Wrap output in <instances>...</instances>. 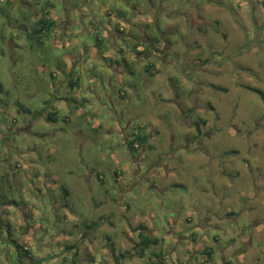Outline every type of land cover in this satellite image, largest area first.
Masks as SVG:
<instances>
[{"label":"rangeland","instance_id":"rangeland-1","mask_svg":"<svg viewBox=\"0 0 264 264\" xmlns=\"http://www.w3.org/2000/svg\"><path fill=\"white\" fill-rule=\"evenodd\" d=\"M103 6L110 17L93 11ZM44 8L77 19L59 24L68 36L28 38ZM83 8L92 28L123 22L129 52L101 57L108 36L95 42ZM0 10V135L15 131L10 152L0 141V264H30L12 239L35 264H264V98L248 89L264 91V0H0ZM133 37L180 54L136 53ZM136 128L151 141L131 151ZM143 226L160 239L145 254L130 245Z\"/></svg>","mask_w":264,"mask_h":264},{"label":"crops","instance_id":"crops-1","mask_svg":"<svg viewBox=\"0 0 264 264\" xmlns=\"http://www.w3.org/2000/svg\"><path fill=\"white\" fill-rule=\"evenodd\" d=\"M83 10V12L81 11V13H80V15L82 16L81 18H82V23L84 24V28L86 29V31L88 32V34H90V35H92V37L95 39V42L97 43V39H96V37H97V35H99L98 37H99V39L101 40V42H103V41H105V36H108V43H109V48L108 49H110L111 48V50H107L104 54H102L101 55V57H103V58H105V57H107V56H109V54H110V51H112V52H114V53H116V56H115V59H114V61H116V58H118V57H121V53L122 52H129V50H126V48L125 47H121L120 45H119V41L117 40V39H119V38H122V39H125L124 37H130V33H126V30L122 27V25H123V22L121 23V22H112V21H109V27L107 26V25H104L103 26V29H102V27H101V25L99 24V22H96V24H95V26H94V28H92L91 27V24H89V25H86V23L88 22V23H91V21H90V19H92L93 18V11H96V10H98V11H100L101 12V14H104V15H107L108 17H110V15H112L113 14V12L111 11V9L109 10V9H107L106 8V6H103L100 10L99 9H94L93 11H89V9H87V8H83L82 9ZM53 16V15H52ZM54 18H56L55 16H53ZM121 17V16H120ZM57 19V18H56ZM61 19V18H60ZM122 19V18H121ZM74 21V20H76L77 21V19H74V18H72L71 17V15H69V13L67 12V18H65V19H61L60 20V22L57 24V26L55 27V33H57V34H60V35H66V36H68L69 35V33H70V29H68L64 24H63V26H62V30L60 31L59 30V27H60V23H61V21H62V23L63 22H65V21ZM93 25V24H92ZM126 26V25H125ZM56 29H58L59 31H56ZM123 30H125V31H123ZM85 32V31H84ZM96 34V36H95V34ZM126 33V34H125ZM134 38V37H133ZM112 39H114V41L112 40ZM134 41V40H133ZM111 42H112V44H111ZM135 44H136V42H134ZM154 46L155 47H152V49H151V51H146L147 53H149V52H151L152 54H163L166 58H165V62H166V59L168 58L167 56L169 55V52L170 51H172L173 53H176V52H178L177 50H175V49H171V48H167L164 52H162V50H159V49H162V48H160V47H158L157 45H156V43L154 44ZM137 48V47H136ZM138 48H139V50L141 51V50H143V48H144V45L143 46H141L140 44L138 45ZM191 49H192V47H190ZM133 50H134V48H133ZM137 50V49H136ZM139 50L138 51H135L136 53H139ZM131 51V50H130ZM258 51H261L260 50V48H255V47H253L252 49H250V48H248V49H245V48H243V49H241L240 51H239V53L240 54H250V53H256V52H258ZM179 54H180V52H178ZM262 53V52H261ZM239 54V55H240ZM135 55V54H134ZM147 55V54H146ZM133 56V55H132ZM134 57V56H133ZM263 55H261V56H258V62L259 63H261V61L263 60ZM106 60H107V58H105ZM183 59V58H182ZM186 59V58H185ZM199 59V58H198ZM169 62H171V63H174L175 65L176 64H181L180 62H179V60H178V58H176V57H174V58H170L169 57ZM204 60H206V59H203V58H200L199 60H197V58H194V60L191 62V64H193L195 67H200V65H205V64H208V63H210V62H213L214 64H215V61L214 60H210V61H208L207 62V60L206 61H204ZM183 62V61H182ZM185 65H189V64H187V62L188 61H186L185 60ZM149 65H152V66H154V64L153 63H151V64H149ZM110 66L113 68V70L115 71V72H117L119 69H120V65H117V66H114V65H112V63L110 64ZM188 67V66H187ZM190 67H191V65H190ZM195 67H194V69H195ZM74 68V67H73ZM174 76V75H173ZM196 82H198V81H196ZM176 83V82H175ZM174 83V84H175ZM196 85L197 86H199L200 84L199 83H196ZM175 86V85H174ZM215 86H217L219 89H221L222 88V86H220V85H215ZM216 87V88H217ZM222 89H225L224 87L222 88ZM191 92H194L193 91V89H191ZM121 93V92H120ZM123 93H126L125 91H122V93L121 94H123ZM127 94V93H126ZM175 98H176V100H179L180 99V94L176 91V88H175ZM194 102V101H197V100H195V99H189V102ZM188 102V103H189ZM192 104V103H191ZM204 111V110H203ZM206 111V110H205ZM186 116H189L188 114H186ZM186 118H189V117H186ZM200 119L201 120H203V122L205 123L206 121H207V119L205 118V117H200ZM185 122H186V120H184ZM135 130V131H134ZM133 131H134V133H138V129L136 128V129H133ZM149 141V140H148ZM150 141H151V139H150ZM149 141V142H150ZM28 164H29V166H28V169H32V166H34V160H30V161H28ZM169 166V165H168ZM11 170V169H10ZM261 177H262V175H263V173H260L259 174ZM15 176H16V174H15ZM48 177V176H47ZM48 178H50V179H53V177H51V176H49ZM120 178V177H119ZM263 178V177H262ZM260 179L261 180V183H259V186H262V187H259V188H263L264 189V184L262 185V183L264 182V180L263 179ZM4 205V204H3ZM2 206V205H1ZM4 206H6V204L4 205ZM2 208H3V206H2ZM111 213V212H110ZM6 214V213H5ZM30 215H33V212H31V213H29ZM27 215V214H26ZM30 227V226H29ZM143 231H144V233H147V234H151L152 232H150L149 231V229L148 228H143ZM140 233V232H139ZM95 244V243H94ZM130 245H135V242L134 241H132V244H130ZM28 247L30 248V246L28 245ZM31 249V248H30ZM74 249V248H73ZM77 252V254L79 255V249L78 248H76V251L75 250H72V254H75ZM106 260H107V263L106 264H108L110 261H111V258L110 257H107L106 258ZM112 264V263H111Z\"/></svg>","mask_w":264,"mask_h":264},{"label":"trees","instance_id":"trees-1","mask_svg":"<svg viewBox=\"0 0 264 264\" xmlns=\"http://www.w3.org/2000/svg\"><path fill=\"white\" fill-rule=\"evenodd\" d=\"M52 4H54V3H52ZM0 14H2L1 10H0ZM34 22H35V26H33V29L23 28L25 30V32H27V36H28V38L31 39V41H33L34 37L41 38V37L44 36V34L45 35H49L48 34L49 32L55 31V27L59 23V20L54 18L53 16H51L50 11L44 8V11L39 15V18L36 19V21H34ZM98 36L99 35H97V37H96L97 43H101V40L99 39ZM152 41H154V40L152 39ZM156 41H157V39H156ZM136 45H139V44L136 43ZM143 45L146 46L145 47V51H151L152 47L150 46V44H149V47L151 49H149L145 43H143ZM139 52H141V51H139ZM197 60H199V59H197ZM204 61H206V60H204ZM70 76L71 77L68 80L69 86L75 87V85L76 86L79 85L80 79H79V77H77L76 71L74 70V68L71 69ZM248 89L252 90L253 92L258 93L262 98H264L263 89L258 88V87H252V86H249ZM122 91H123V89L119 91V94L126 96V93L121 94ZM59 98H61V97H59ZM59 114L60 113H59L58 108H55V110H49L47 112V119L49 121H57L59 119ZM66 118H67V116L63 115V119L66 120ZM134 131L131 133L132 134L131 139L128 140V145H129V148H130L131 151H137V150H140V148L142 146L144 147L145 144L147 143L148 139H149V136H150L146 131H143V130H138V133H134ZM5 194H7V192H3L0 195H4V197L8 198V196H5ZM6 198H5L4 201H2L4 205L7 204V202H9V199H6ZM243 199H245V197H243ZM12 200H14V199H12ZM3 204H1V205H3ZM2 212L8 214L7 208L3 207L2 208ZM188 219L192 220V218H188ZM143 228H145V226H143ZM159 240L160 239L158 237H156V236H152L151 234H147V233H144L143 231H140L139 239L135 242V245L132 246V251L137 252V250H140L139 253L141 252V254H145V250L152 243H158ZM13 242H14V244L16 245V247L18 249L19 262L23 263V261H24L23 258L30 259V262H29L30 264L31 263L35 264L38 261V260H36L37 258L34 256V254L32 253L31 249L28 247L27 243L21 244V243L17 242L16 240H13ZM74 247L75 246L72 245V248H74ZM214 252H215L214 249L210 248V247H206L204 249V253L207 254V255H210L209 257H211V255ZM73 255H76V257L78 256L77 252L75 254H73ZM128 255H129V253H128ZM120 256H125V254L122 253V254H120ZM72 264H78V263L75 260H73ZM152 264H156V263L153 262Z\"/></svg>","mask_w":264,"mask_h":264},{"label":"flooded vegetation","instance_id":"flooded-vegetation-1","mask_svg":"<svg viewBox=\"0 0 264 264\" xmlns=\"http://www.w3.org/2000/svg\"><path fill=\"white\" fill-rule=\"evenodd\" d=\"M136 40H137V38L134 37V41H135L136 43H138L139 40H138V41H136ZM154 44H155V43H154L153 41L150 42V45H151L152 47H155ZM156 45L158 46V44H156ZM145 47H146V46H144L143 50L141 51L142 54H144V55L147 54V52H143V51L145 50ZM167 48H168V47H164V46H163V48H162V49H159V50H162V52H164ZM162 58H164V55H162ZM20 128H22V127L17 128L16 131H19ZM11 129H12V128L7 127V130H6L5 132H3V135H2V134L0 135V141H2L3 147H4L5 149H7L8 152H10L11 146H12V144H13V143H12V139H11V135H10V134H12V133L14 134V133H15V131L13 132ZM9 157H10V156H9ZM135 157H136V156L133 157L134 160H136ZM6 160L8 161L9 158L6 157ZM136 161H137V160H136ZM10 169H11V170H10ZM10 169H9L7 172L9 173V175L13 176L14 179L16 180V176H15L16 173H15L14 169L11 168V167H10ZM140 171H141L140 168L136 169L135 174H134V180H135V181H136V178H138V177L141 176L142 173H141ZM5 175H6V173H5ZM5 180H6V179H5ZM5 180H4V181H5ZM5 183H7V181H5ZM16 183H18L17 180H16ZM34 189H36V187H33L32 190H34ZM0 192L3 193V191H0ZM2 193H1V194H2ZM11 200H12V199H11ZM12 202H13V203H14V202L16 203V200L14 199V200H12ZM25 223H27V220H26ZM8 228H9V227H8ZM23 233H25V232L23 231ZM11 241L13 242V239H12ZM13 243H14V242H13ZM17 250H18V249H17Z\"/></svg>","mask_w":264,"mask_h":264},{"label":"clouds","instance_id":"clouds-1","mask_svg":"<svg viewBox=\"0 0 264 264\" xmlns=\"http://www.w3.org/2000/svg\"><path fill=\"white\" fill-rule=\"evenodd\" d=\"M143 231V230H142Z\"/></svg>","mask_w":264,"mask_h":264}]
</instances>
